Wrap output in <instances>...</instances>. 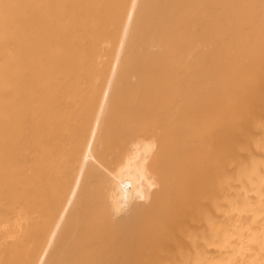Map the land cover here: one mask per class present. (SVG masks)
I'll list each match as a JSON object with an SVG mask.
<instances>
[{
	"label": "bare ground",
	"instance_id": "6f19581e",
	"mask_svg": "<svg viewBox=\"0 0 264 264\" xmlns=\"http://www.w3.org/2000/svg\"><path fill=\"white\" fill-rule=\"evenodd\" d=\"M0 264H264V0H0Z\"/></svg>",
	"mask_w": 264,
	"mask_h": 264
}]
</instances>
